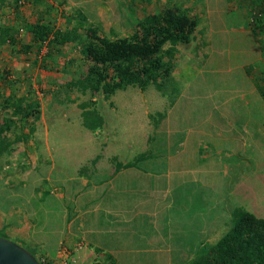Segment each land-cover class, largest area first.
Returning <instances> with one entry per match:
<instances>
[{"label": "rangeland", "instance_id": "374dc122", "mask_svg": "<svg viewBox=\"0 0 264 264\" xmlns=\"http://www.w3.org/2000/svg\"><path fill=\"white\" fill-rule=\"evenodd\" d=\"M1 1L0 25L13 29L14 38L0 39V111L2 98L7 97L34 98L38 107L26 121H15L0 139V220L15 221L21 215L23 231L29 222L41 220L50 234L40 239L57 246L64 264L94 260L187 264L198 245L214 242L227 229L234 205L264 218V121H259L264 110L254 89L255 81L264 78V51L257 52L253 45L263 41L264 35L260 33L255 41L256 33L252 38L242 32L250 27L246 21L242 28L243 16L247 19L253 11L251 1L238 6V0H113L116 4L108 0L107 11L100 15L90 0H79L76 5L66 0H25L20 8L29 14L21 16L50 21L61 31L75 28L78 34L75 42L56 47L43 42L39 49L30 33L26 37L15 0ZM168 3L197 18L193 39L175 45L171 75L179 91L172 103L152 85L144 90L136 86L117 89L109 98L112 104L100 92L89 95L65 88L61 80L79 66L77 42L88 24L108 37L127 36L143 12L155 13ZM28 39L32 41L28 52H18L19 44ZM27 59L28 70L15 69L16 63ZM88 98H93L102 117V125L94 131L80 123L77 103ZM156 110L164 116L155 126L147 114ZM29 128L23 140L20 132L27 133ZM148 135L156 139L150 142L182 141L181 146L168 150L176 152V164L169 165L162 156L153 164H137L160 174L153 182L134 181L136 189L126 194L140 202L147 191L149 201L162 197L163 201L156 207L124 206L119 204L125 199L121 201L116 188L118 201L112 205L108 185L100 194L105 198L102 208L98 203L92 205V186L83 187L82 182L91 185L95 172H108L113 167L110 155L120 161L135 159ZM96 154L99 159L90 163ZM81 165L86 167L83 172ZM107 183L103 181L94 194ZM154 184L163 190L166 186V191L160 193ZM81 189L85 191L76 192ZM66 212L70 220L63 229ZM13 225L0 222V236L36 256L32 248L7 232ZM79 241L82 246L75 248ZM87 250L92 254L83 262L81 252Z\"/></svg>", "mask_w": 264, "mask_h": 264}, {"label": "trees", "instance_id": "16d2710c", "mask_svg": "<svg viewBox=\"0 0 264 264\" xmlns=\"http://www.w3.org/2000/svg\"><path fill=\"white\" fill-rule=\"evenodd\" d=\"M252 4L255 6L254 9L251 6L254 14H249L248 23L251 24L252 31L259 34L264 32V0H255ZM79 17L81 20L84 19L81 14ZM196 24L195 15H189L174 3L162 5L155 13H143L134 20L131 32L127 36L108 37L97 27L88 24L84 30V37L77 42L81 54L79 66L69 74V78L61 82L66 89L74 88L81 93L88 92L91 95L100 92L109 104H112L109 99L111 94L117 89L136 86L144 90L152 85L160 95L167 97L169 103H172L179 91L178 83L171 75V61L177 52L175 45L189 43L194 37ZM25 27L31 34L32 41L36 42V49H39L43 42L49 47H56L78 40L75 28L70 32L61 31L47 20L34 19ZM2 36L3 39L13 41V29L0 27V38ZM29 46L22 44L20 47L25 51ZM254 89L264 110V78L255 81ZM2 100L0 139H4L12 130L15 121H26L37 112L38 107V102L34 98L7 97ZM77 106L80 108V123L83 127L94 131L102 125V117L96 110L93 99L78 102ZM262 114L264 115L263 111ZM147 115L156 126L164 112L156 110ZM259 121L262 123L264 118ZM31 129L29 128L27 133L20 132L23 140ZM151 140L156 139L148 135L147 141ZM150 147L139 152L133 163L139 162L141 157L152 155L149 154V150L153 149ZM98 157L99 154L94 155L90 163H94ZM109 161L114 172L125 164L132 163L124 164L115 155H110ZM85 168V165H81L79 171L83 172ZM229 215L227 229L214 242L198 245L187 264H264V218L255 216L238 205L231 207ZM65 220H70L68 212L65 214ZM34 257L40 264H53V260L45 258L44 255ZM90 264L107 263L94 260Z\"/></svg>", "mask_w": 264, "mask_h": 264}, {"label": "crops", "instance_id": "0c3cea01", "mask_svg": "<svg viewBox=\"0 0 264 264\" xmlns=\"http://www.w3.org/2000/svg\"><path fill=\"white\" fill-rule=\"evenodd\" d=\"M66 1H68V3L75 4V5L76 4H79V0H66ZM245 1H251V2H253L255 0H238L237 5L238 6L239 5H245L246 4ZM84 2H87V0H83V3ZM90 2L92 4H96V6L99 7L97 9H95L96 13H99L100 15H102V13H105V11H107V9L105 8V6L108 4V0H90ZM112 4H116V3H114V1L112 0ZM1 5H2V2L0 3V6ZM14 5L15 6L17 5L16 2H15ZM21 6L22 5H20V6L17 5L16 6L17 8H15V10L18 9L17 13L20 16L22 14H25L24 10H22L20 8ZM251 6L254 9L255 6H253L252 3L250 4L249 7L251 8ZM1 13H2V11H1ZM27 13L29 14V12H26L25 15H28ZM143 13H145V12H143ZM251 14H254V13L252 12ZM25 15L21 16V18L23 17L22 18V19H24L23 27H24L25 30H27L25 26L26 25H29L31 22H33V20H32V17L31 18H30V16H26L25 17ZM244 16H243V25L245 24L246 21L248 22V20L250 19V18L249 19L248 18L246 19V17H244ZM248 25L250 26L249 27V30L245 29V25H244L242 28H244L245 31L243 30L242 32H243L244 36L245 35H251V37L254 38V34L256 33V31L253 32L252 31V28H251V25L249 23H248ZM0 27L6 28V27H8V25L7 24H3L2 26L0 25ZM22 31L24 32V30H22ZM25 33H26V37H28L29 36V32L26 31ZM263 33L264 32H261V35H264ZM3 36L1 37L2 39H3ZM259 36H260V33L259 34H256L255 41L256 40H259V38H258ZM29 39L27 40L26 44L31 45L30 43H32V41L30 42ZM21 45L22 44H19V46L16 48L18 50V52H28L30 46H29V48L27 50L22 51V49L20 47ZM253 45L255 46L254 49L255 50L257 49L256 50L257 52L258 51L259 52H263L264 51V40L261 41V42L256 41ZM29 63H30V59L21 60L20 62H18V64L16 63L15 69L16 70H18V69L19 70H28ZM73 70H75V68H73ZM68 73L71 74L72 71L71 72L69 71ZM69 77H70V75L67 78H69ZM61 81H63V80H61ZM28 83H29V81H28ZM91 99H93V98H91ZM177 128H178V131H179L180 128L179 127H177ZM181 143H182L181 140L174 141V142L172 141L171 143L148 142L147 140H145V145L143 147L144 149L142 151H144L146 148L152 146V148L154 150H156V151H154V153H152V155H150L148 157H144V158L141 157L139 159V162H135V163H133V161H134L133 157L131 159H129V160H124V161H120L119 160L120 162H122L124 164L127 163V162H132V163L131 164H128V165L125 164L118 171H115V172L113 171V167L109 168L108 172H98V173L95 172L94 175H93V181H92L91 185L89 184V182L87 180H84L86 182H84V181L82 182L83 187L84 186H87V184H88V186H92V189H91L92 190L91 192L93 193V196L92 197H95V198L94 199L92 198L93 201H91V204L93 205L94 203H98L99 207H101V206H103L105 204L104 203L105 202V198L104 197H101L100 194L102 192H105L106 186L109 185V187H108L109 189L108 190L106 189V190L108 192V197L111 198L112 205H115L116 202L118 201V192H116V188H118L119 189V193L121 194V197H122V198H120L121 201L123 200V198L125 199V200H123V202H120L119 203L121 205H124L125 206L126 204H129L132 207V205H134V204L137 203L138 206H142L144 204H148V206H151V207L158 206V203L160 201H163V197L162 198H158V200L157 199L154 200V202L153 201H149L150 198L147 195V191H146V194L145 195L142 194V198L143 199H141V201L139 202V199L133 200L132 199V195H127L126 192L131 193V192H133L132 190H135L136 189V186L133 188V184L132 183L134 181L139 180L141 183H144L145 181L146 182H153V181L156 180V177L159 176V174H160L156 170L148 169V168L141 167V166L139 167L137 165V163L138 164H147V165L150 164V163L153 164V163H155V159L156 158L160 159L161 158L160 156H162L164 158V161H166L169 165L176 164V161H177L176 156H175L176 155V152L173 151L174 149L172 151H168V150L171 147L181 146L182 145ZM147 144L149 146H147ZM142 151H139V152H142ZM98 159H99V157H98ZM105 176H107V178H102V177H105ZM105 180L108 181L109 184L107 183L105 185V188H103L99 192L98 195H95L94 194V191L97 192V190L101 187V185L103 184V181H105ZM112 181H115L114 182L115 184H112ZM154 185H155L154 187H156L155 190L156 189H159L158 191L161 193V190H163V189L158 188V186H156V184H154ZM146 186L153 187V184H150V185L146 184ZM137 187H140V186L138 185ZM142 188H145V185H143ZM162 188H164V190L162 191V192H164V191H166V188L167 187L166 186H163ZM84 191H85L84 189H81V192H80V190H77L76 192H78L79 194H81ZM140 191H141V189H140ZM78 193L75 194V197L78 196ZM111 193H113V194H111ZM144 197H146V198H144ZM83 201H80V202L83 204ZM122 203H124V204H122ZM65 204L67 205V203H65ZM65 204H63V205H65ZM82 204L79 205L78 203H75L74 205L76 206V208H79L81 211H83V210H85V208L82 207L83 206ZM80 210H76V211H80ZM150 210L151 209H149L148 212H153L152 211L153 209L151 211ZM131 211H133V210L131 209ZM9 212L10 213H13V214L16 213L13 210H9L7 213H9ZM17 212L20 213L21 210L18 209ZM18 217H19V214H18ZM15 218H17V215H16ZM63 218L64 219H63V222H62V228L65 229V225L64 224L66 222H68V221L65 220V216ZM21 220H23V219H21V215H20V217L17 218L15 221H13V219H11V221H12L11 222L10 220H6V219L2 218V220H0V222H4V224L5 223L6 224L7 223L14 224L13 227H11L7 232H11L13 238H15L17 240H20L21 243H23L24 245H26L29 248H32L36 252V256L37 257H42L44 255L45 258H48V259L53 260L52 261L53 264H64V261H65L64 259L65 258L64 257L61 258L60 255H62V254L59 253L60 255H58L56 253V250H57L56 247L57 246H55L53 244H51L50 246L49 245H46V244H44V241H42L40 239V237H45L46 234H50V228L49 229H46L44 226L41 225V223H42L41 220H39V222H33V221H31V222H29V224H26V230L23 231L22 228H21V226L23 225V222H25L24 221L25 219L23 220L22 223H21ZM76 230H78V229L76 228ZM63 231L66 232V230H63ZM36 232H37V236H34V234ZM57 235H58V233L56 234V236ZM91 254H92V251L91 250L82 251L81 252L82 258L81 259H83V262L86 260V258H85L86 255L90 256ZM107 264H110V263L107 262Z\"/></svg>", "mask_w": 264, "mask_h": 264}, {"label": "water", "instance_id": "95a60500", "mask_svg": "<svg viewBox=\"0 0 264 264\" xmlns=\"http://www.w3.org/2000/svg\"><path fill=\"white\" fill-rule=\"evenodd\" d=\"M0 264H40L24 247L0 236Z\"/></svg>", "mask_w": 264, "mask_h": 264}, {"label": "built area", "instance_id": "2783aa9c", "mask_svg": "<svg viewBox=\"0 0 264 264\" xmlns=\"http://www.w3.org/2000/svg\"><path fill=\"white\" fill-rule=\"evenodd\" d=\"M24 2H25V0H16V4L19 5V6L24 4ZM18 31H22V29L18 28ZM80 246H82V241L77 242L75 248H79ZM67 261H69V260H67Z\"/></svg>", "mask_w": 264, "mask_h": 264}]
</instances>
